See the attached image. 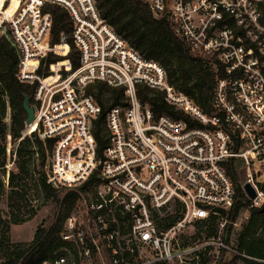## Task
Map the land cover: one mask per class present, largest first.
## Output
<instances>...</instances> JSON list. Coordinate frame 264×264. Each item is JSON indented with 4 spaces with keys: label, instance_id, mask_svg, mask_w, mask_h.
Instances as JSON below:
<instances>
[{
    "label": "built area",
    "instance_id": "2783aa9c",
    "mask_svg": "<svg viewBox=\"0 0 264 264\" xmlns=\"http://www.w3.org/2000/svg\"><path fill=\"white\" fill-rule=\"evenodd\" d=\"M141 1L216 74L211 115L170 86L160 65L130 48L100 17L94 0H20L8 30L1 28L17 53L19 82L34 87L31 107L38 123L33 133L41 141L55 139L46 158V182L79 196L53 237L51 258L41 264L252 260L226 243V221L215 236L189 229L232 207L233 184L224 168L229 159L241 162L242 186L248 183L256 193L250 208L260 207L264 197L257 187L264 175V0ZM46 3L69 15L75 69L65 43L63 56L37 53L38 37H47L49 45L51 17L41 14ZM48 54L67 67L58 68L56 82L45 84L51 74ZM29 61L36 63L33 69ZM96 83L125 89L118 105L106 112V145L98 156L92 132L101 107L88 93ZM138 86L161 93L188 121L157 115L138 99ZM85 161L75 172L64 165ZM247 218L246 210L232 227Z\"/></svg>",
    "mask_w": 264,
    "mask_h": 264
},
{
    "label": "trees",
    "instance_id": "16d2710c",
    "mask_svg": "<svg viewBox=\"0 0 264 264\" xmlns=\"http://www.w3.org/2000/svg\"><path fill=\"white\" fill-rule=\"evenodd\" d=\"M94 1L100 17L130 48L143 58L160 65L166 73L167 82L170 86L188 96L206 115L212 114L210 108L211 90L217 76L206 67L202 60L191 54L186 44L175 36L166 20L154 18L141 0ZM41 14H48L51 17L47 52H59L63 56L67 50L62 45L65 43L69 47L68 59L72 69L77 68L78 53L70 37L72 23L68 13L55 4L46 3L41 9ZM7 33L9 34L8 31ZM18 63L15 49L0 31V177L5 171L6 138L9 137L12 144L11 154L14 156L12 163L14 171L9 172L7 179L11 202L10 210L17 209L18 205H15V202L24 200L25 180L31 171L37 177L34 180V189L39 191L44 201L50 203L51 211L48 219L37 227L31 243L25 248L14 247L1 264H41L51 258L53 237L59 232L64 220L74 210L79 196L77 192L69 191L66 188L55 190L46 182L47 177L44 169L46 158L51 153L55 139L41 141L33 133L36 131L38 120L30 125L29 132L24 131L26 114L23 111L22 103L27 97L31 106L34 87L19 82L17 78ZM50 64L49 71L51 74L43 81L53 78L55 67H67L66 61L48 54L45 65ZM124 92L125 89L123 88H108L101 83H96L88 90V93L95 97L101 107L92 132L97 146V156L106 145V112L109 108L118 105ZM137 96L142 103L149 104L157 115L165 114L176 120L188 121L183 115L175 113L164 102L163 96L159 92L138 86ZM7 108L10 111L8 126L4 124ZM21 134L23 136L30 134V136L21 139ZM240 165L241 162L234 159H229L224 164L226 174L234 189L232 207L228 211L219 210L218 216H211L208 221L200 222L198 225L205 226L207 236H215L219 223L226 221L227 224L224 227L226 243L231 245L237 253L252 259L238 258L233 260L232 264H264V205L258 208H250L251 201L242 191L243 182L239 176ZM62 174L68 176L64 169ZM23 180L24 184L22 183ZM257 187L264 194V181L257 183ZM3 195L4 185L0 180V197ZM29 208L32 210L31 207ZM246 210L248 211V218L233 235L231 224L238 222ZM32 213L34 214V211ZM12 222L16 223L13 218Z\"/></svg>",
    "mask_w": 264,
    "mask_h": 264
},
{
    "label": "rangeland",
    "instance_id": "374dc122",
    "mask_svg": "<svg viewBox=\"0 0 264 264\" xmlns=\"http://www.w3.org/2000/svg\"><path fill=\"white\" fill-rule=\"evenodd\" d=\"M20 0H0V27L4 28V30H8V24L7 22L11 21L13 16L16 14V12L19 9ZM40 30H38V34L40 33ZM1 31V29H0ZM37 53L45 54L48 49L47 47V37L41 39L38 37L37 40ZM27 66L29 69H33L36 66V63L34 61H29L27 63ZM58 68L59 66L55 67L53 69V78H50L46 81H43L45 84H48L50 82H56V78H58ZM35 120H37L35 118ZM10 121V111L7 108L4 124L6 126L9 125ZM54 128L56 125H52ZM30 126H24V131L29 132ZM21 139L24 137L30 136H23L20 135ZM11 148L12 144L9 139V137L6 138V164H5V171L0 177L1 182L4 185V195L0 197V264L3 262V259L6 258L7 254L11 252V250L14 247L20 246V248L27 247L34 236V233L37 229V227L43 223L45 220L48 219V216L50 214L51 205L50 203L44 201V199L41 197L39 191H35L34 180L37 178L33 173L30 171L27 179L25 180V198L22 202H15V205H18L17 209L11 211L10 210V199H9V189L7 186V179L8 174L11 171H14V167L12 166V163L14 161V156L11 154ZM88 163V161L85 162H76L69 164L64 163L65 166L68 168L73 169V171H76V168L83 167ZM72 165V167H71ZM63 167L61 169V172H63ZM239 176L240 180L244 181V175H243V169L240 165L239 167ZM264 181V175H260L258 177V183H261ZM24 184V180L22 182ZM264 198V197H263ZM14 203V200H13ZM259 206L264 205L263 203L258 202ZM32 208L30 210L29 207ZM34 211V214L32 213ZM33 214V215H32ZM243 215V214H242ZM241 215V216H242ZM240 216V217H241ZM12 218L16 221V223L12 222ZM240 219V218H239ZM239 221V220H238ZM245 221L243 219L240 224L236 227H233L232 234L236 233L240 225ZM190 232L205 236L206 235V228L205 226H196L194 228L189 229ZM200 237V236H199ZM231 246V245H230ZM232 247V246H231ZM233 248V247H232ZM228 261H230V264H232L233 260L231 259V256H228Z\"/></svg>",
    "mask_w": 264,
    "mask_h": 264
},
{
    "label": "water",
    "instance_id": "95a60500",
    "mask_svg": "<svg viewBox=\"0 0 264 264\" xmlns=\"http://www.w3.org/2000/svg\"><path fill=\"white\" fill-rule=\"evenodd\" d=\"M22 108L26 114V120H25V124H24L26 127V126L30 125L35 120L33 108L28 103L27 97H25L23 100ZM242 191L248 200L252 201L256 198V193L250 184H248V183L244 184L242 186Z\"/></svg>",
    "mask_w": 264,
    "mask_h": 264
},
{
    "label": "bare ground",
    "instance_id": "6f19581e",
    "mask_svg": "<svg viewBox=\"0 0 264 264\" xmlns=\"http://www.w3.org/2000/svg\"><path fill=\"white\" fill-rule=\"evenodd\" d=\"M34 121H35V120H34ZM34 121H33V122H34ZM33 122H32V123H33ZM32 123H31V124H32ZM31 124H30V125H31ZM30 125H28V126H30ZM259 202H260V203H263V202H264V199H263V198H260V199H259Z\"/></svg>",
    "mask_w": 264,
    "mask_h": 264
},
{
    "label": "crops",
    "instance_id": "0c3cea01",
    "mask_svg": "<svg viewBox=\"0 0 264 264\" xmlns=\"http://www.w3.org/2000/svg\"><path fill=\"white\" fill-rule=\"evenodd\" d=\"M227 259H228V257H227Z\"/></svg>",
    "mask_w": 264,
    "mask_h": 264
}]
</instances>
